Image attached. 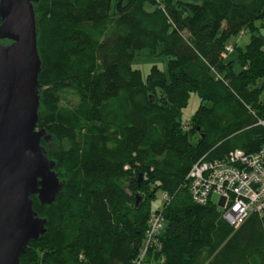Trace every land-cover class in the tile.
Here are the masks:
<instances>
[{
    "label": "trees",
    "instance_id": "obj_1",
    "mask_svg": "<svg viewBox=\"0 0 264 264\" xmlns=\"http://www.w3.org/2000/svg\"><path fill=\"white\" fill-rule=\"evenodd\" d=\"M34 9L38 128L64 185L51 204L33 196L47 231L21 264H264V215L232 226L214 197L194 201L187 180L200 159L264 144V0H39ZM246 32V47L231 44ZM234 50L238 70L227 60ZM141 51L166 58L167 70L154 63L144 76ZM192 93L200 104L185 122ZM155 213L163 226L150 241Z\"/></svg>",
    "mask_w": 264,
    "mask_h": 264
},
{
    "label": "water",
    "instance_id": "obj_2",
    "mask_svg": "<svg viewBox=\"0 0 264 264\" xmlns=\"http://www.w3.org/2000/svg\"><path fill=\"white\" fill-rule=\"evenodd\" d=\"M37 1L0 2V264H21L30 241L47 231L33 196L51 204L64 185L42 144L49 136L38 128Z\"/></svg>",
    "mask_w": 264,
    "mask_h": 264
},
{
    "label": "built area",
    "instance_id": "obj_3",
    "mask_svg": "<svg viewBox=\"0 0 264 264\" xmlns=\"http://www.w3.org/2000/svg\"><path fill=\"white\" fill-rule=\"evenodd\" d=\"M187 180L199 204L218 195L216 203L232 226H240L252 214L264 215V144L254 153L237 149L227 159H200L191 167ZM151 223L150 241L163 226L162 215L153 214Z\"/></svg>",
    "mask_w": 264,
    "mask_h": 264
},
{
    "label": "rangeland",
    "instance_id": "obj_4",
    "mask_svg": "<svg viewBox=\"0 0 264 264\" xmlns=\"http://www.w3.org/2000/svg\"><path fill=\"white\" fill-rule=\"evenodd\" d=\"M190 1V0H186ZM264 21H258L257 24L260 26ZM261 32L264 34V26L261 27ZM251 34L249 32H246L244 35L239 33V35L233 37L231 39V44H237L240 47H246V45L250 42ZM227 60H233L235 62V68L238 70L240 68V65L238 63V51L234 50L229 53V56ZM135 65L140 67L143 71L144 76L148 73L150 70V67L152 64L157 63L162 69L165 71L167 70V60L164 57L156 58L154 56H151L148 51H141L138 56L134 60ZM75 101H77V98H75ZM200 104V99L197 94L192 93L190 101L188 106L183 110V118L184 121H188L193 113L196 111ZM214 200H218V195L214 194ZM164 200L162 199V194L159 193L157 200L154 202V207H160Z\"/></svg>",
    "mask_w": 264,
    "mask_h": 264
}]
</instances>
